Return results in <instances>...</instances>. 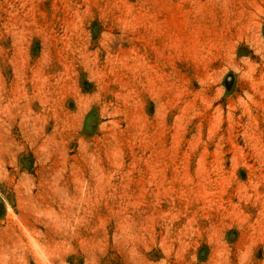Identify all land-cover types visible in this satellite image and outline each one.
<instances>
[{
    "label": "rangeland",
    "instance_id": "obj_1",
    "mask_svg": "<svg viewBox=\"0 0 264 264\" xmlns=\"http://www.w3.org/2000/svg\"><path fill=\"white\" fill-rule=\"evenodd\" d=\"M0 264H264V0H0Z\"/></svg>",
    "mask_w": 264,
    "mask_h": 264
}]
</instances>
